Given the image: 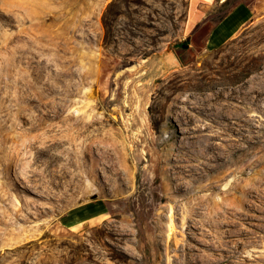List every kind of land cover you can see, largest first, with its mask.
I'll return each instance as SVG.
<instances>
[{
  "label": "rangeland",
  "instance_id": "1",
  "mask_svg": "<svg viewBox=\"0 0 264 264\" xmlns=\"http://www.w3.org/2000/svg\"><path fill=\"white\" fill-rule=\"evenodd\" d=\"M233 3L224 36L186 0H0V264H264V0Z\"/></svg>",
  "mask_w": 264,
  "mask_h": 264
},
{
  "label": "crops",
  "instance_id": "2",
  "mask_svg": "<svg viewBox=\"0 0 264 264\" xmlns=\"http://www.w3.org/2000/svg\"><path fill=\"white\" fill-rule=\"evenodd\" d=\"M186 28L188 31L197 32L200 29H207L211 23H214V17L217 15L219 6L227 0H186ZM231 12V11H230ZM228 13L221 21L215 23V29L223 32L224 36L231 35L234 29L244 25L247 19H250L249 11L234 9ZM227 29V30H226Z\"/></svg>",
  "mask_w": 264,
  "mask_h": 264
},
{
  "label": "trees",
  "instance_id": "3",
  "mask_svg": "<svg viewBox=\"0 0 264 264\" xmlns=\"http://www.w3.org/2000/svg\"><path fill=\"white\" fill-rule=\"evenodd\" d=\"M234 0H227L223 5H222V9H225L224 14L220 17V18H216L214 17V23H217L219 21H221L224 17H226L228 15V13L233 9V7L236 5L235 3H233Z\"/></svg>",
  "mask_w": 264,
  "mask_h": 264
},
{
  "label": "bare ground",
  "instance_id": "4",
  "mask_svg": "<svg viewBox=\"0 0 264 264\" xmlns=\"http://www.w3.org/2000/svg\"><path fill=\"white\" fill-rule=\"evenodd\" d=\"M169 61V60H168ZM172 64H174V63H172ZM91 160H93V159H91ZM87 218L89 219L90 218V216L89 215H87ZM72 223V222H71ZM69 223L68 225L70 226V227H72V228H75V229H77L78 228V226H81V224H79V225H76V224H74V223ZM172 224H174V221L172 220ZM172 227H174L173 225H172ZM171 227V229L173 230V228Z\"/></svg>",
  "mask_w": 264,
  "mask_h": 264
},
{
  "label": "water",
  "instance_id": "5",
  "mask_svg": "<svg viewBox=\"0 0 264 264\" xmlns=\"http://www.w3.org/2000/svg\"><path fill=\"white\" fill-rule=\"evenodd\" d=\"M186 47V46H185Z\"/></svg>",
  "mask_w": 264,
  "mask_h": 264
}]
</instances>
